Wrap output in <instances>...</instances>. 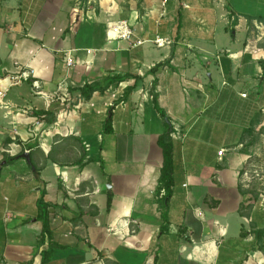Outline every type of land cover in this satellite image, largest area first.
<instances>
[{
	"label": "crops",
	"instance_id": "1",
	"mask_svg": "<svg viewBox=\"0 0 264 264\" xmlns=\"http://www.w3.org/2000/svg\"><path fill=\"white\" fill-rule=\"evenodd\" d=\"M122 20L132 38L108 40ZM19 68L0 264H264V190L244 178L264 153V0H0V77Z\"/></svg>",
	"mask_w": 264,
	"mask_h": 264
},
{
	"label": "built area",
	"instance_id": "2",
	"mask_svg": "<svg viewBox=\"0 0 264 264\" xmlns=\"http://www.w3.org/2000/svg\"><path fill=\"white\" fill-rule=\"evenodd\" d=\"M106 35L108 40H118V39H123V40H128L131 39L133 36V31L129 25V22L127 20H122L117 23H111L108 25ZM143 40H138L134 44V46L141 45L143 44ZM154 43L158 47H164L170 44V40L164 37L157 36L154 39ZM91 50H88L90 52ZM66 62L69 66H72L74 64V61L71 57V54L68 52L66 54ZM33 71H28L27 69L19 68V70L15 73L6 75L4 77H0V109L6 110L5 114H9V105L6 101V96L9 91V89L13 86L21 84L24 80H29L31 78V74ZM32 86L36 90L37 94H40L44 97H49L45 92L40 90V83L38 80H32ZM60 90H63V97L62 101H65L67 98H69V94L67 93V90L65 86H60ZM65 90V91H64ZM242 96H245L243 94ZM37 124H39L37 122ZM15 135L18 133L17 130H15ZM85 148L88 150L89 149V144H85ZM224 153V149H221L218 151V155L222 156ZM244 178H245V183L248 185L250 184V180L252 178V175H250L248 170L244 171ZM261 199L264 200V195L261 194Z\"/></svg>",
	"mask_w": 264,
	"mask_h": 264
},
{
	"label": "trees",
	"instance_id": "3",
	"mask_svg": "<svg viewBox=\"0 0 264 264\" xmlns=\"http://www.w3.org/2000/svg\"><path fill=\"white\" fill-rule=\"evenodd\" d=\"M87 1V0H84ZM172 129H168L159 139L160 146L163 149L164 153V163L161 170V182L165 187L166 194L163 198V202L166 203L169 200L171 195V187H172V172H173V141L170 136ZM12 158L11 160H13ZM47 204L44 203L43 199L41 198L39 201V210H40V217L43 220L44 224V231L49 232L48 226V219H47ZM262 236L264 237V230L261 231ZM261 237V238H263Z\"/></svg>",
	"mask_w": 264,
	"mask_h": 264
},
{
	"label": "rangeland",
	"instance_id": "4",
	"mask_svg": "<svg viewBox=\"0 0 264 264\" xmlns=\"http://www.w3.org/2000/svg\"><path fill=\"white\" fill-rule=\"evenodd\" d=\"M259 145L263 146V142L261 141ZM258 157L259 158H253L247 166V170L250 175H252L250 183L253 187H258L259 189L264 190V153Z\"/></svg>",
	"mask_w": 264,
	"mask_h": 264
},
{
	"label": "water",
	"instance_id": "5",
	"mask_svg": "<svg viewBox=\"0 0 264 264\" xmlns=\"http://www.w3.org/2000/svg\"><path fill=\"white\" fill-rule=\"evenodd\" d=\"M22 157H23V158H26V159L29 160V155H28V153H26V152L22 154Z\"/></svg>",
	"mask_w": 264,
	"mask_h": 264
}]
</instances>
